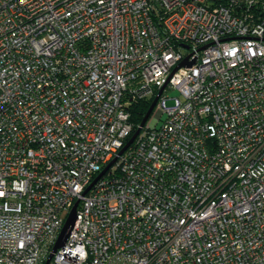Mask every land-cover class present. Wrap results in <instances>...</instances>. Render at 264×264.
<instances>
[{
	"label": "built area",
	"instance_id": "built-area-1",
	"mask_svg": "<svg viewBox=\"0 0 264 264\" xmlns=\"http://www.w3.org/2000/svg\"><path fill=\"white\" fill-rule=\"evenodd\" d=\"M76 200L48 264H264V0H0V264Z\"/></svg>",
	"mask_w": 264,
	"mask_h": 264
},
{
	"label": "water",
	"instance_id": "water-1",
	"mask_svg": "<svg viewBox=\"0 0 264 264\" xmlns=\"http://www.w3.org/2000/svg\"><path fill=\"white\" fill-rule=\"evenodd\" d=\"M192 63V61H188L186 58H184L181 62H179L170 72L168 78L172 75V73L180 66H187L190 65ZM165 85H163L162 87L159 88V90L157 91V93L155 94V96L153 97L152 101L149 104V107L147 108L144 116L142 117L139 125L137 126V128L134 130V132L131 134V136L129 137V139L126 141V143L123 145V147L119 150V154L126 148L128 147L134 140V138L136 137V135L138 134L140 128L146 123L147 119L149 118L150 114L153 111V108L155 106V103L159 97V95L161 94L163 88ZM115 160V158L113 160H111L98 174L97 176L90 182V184L87 186V188L84 190V193L93 185V183L105 172V170L111 165V163ZM78 204V200H76L73 205L71 206L65 220L64 223L58 233V236L56 238V241L51 249V252L48 254L47 258L44 261V264H48L49 260L52 257V253L58 248L61 247L64 244V241L71 229V227L73 226V223L75 221L76 218V207Z\"/></svg>",
	"mask_w": 264,
	"mask_h": 264
},
{
	"label": "trees",
	"instance_id": "trees-1",
	"mask_svg": "<svg viewBox=\"0 0 264 264\" xmlns=\"http://www.w3.org/2000/svg\"><path fill=\"white\" fill-rule=\"evenodd\" d=\"M150 102H151L150 99L149 100L140 99L129 105L128 109L130 112V120L132 122V131L126 138V141L128 140V138L131 136V134L134 132V130L139 125L142 117L144 116L147 108L149 107Z\"/></svg>",
	"mask_w": 264,
	"mask_h": 264
},
{
	"label": "rangeland",
	"instance_id": "rangeland-1",
	"mask_svg": "<svg viewBox=\"0 0 264 264\" xmlns=\"http://www.w3.org/2000/svg\"><path fill=\"white\" fill-rule=\"evenodd\" d=\"M165 95H166V105L169 106V105H171L173 103V97L178 95V91L175 88H167L165 90ZM164 117H165V113H163L161 115V118H159L157 120V123H156V118L154 116V111H152V113L150 114V116H149V118L147 120V124L149 126H153L156 123V126H159L161 124L162 120L164 119Z\"/></svg>",
	"mask_w": 264,
	"mask_h": 264
}]
</instances>
